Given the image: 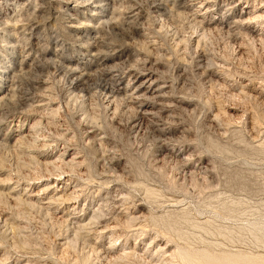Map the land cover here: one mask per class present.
<instances>
[{"label":"rangeland","instance_id":"obj_1","mask_svg":"<svg viewBox=\"0 0 264 264\" xmlns=\"http://www.w3.org/2000/svg\"><path fill=\"white\" fill-rule=\"evenodd\" d=\"M0 70V264H264V0H0Z\"/></svg>","mask_w":264,"mask_h":264},{"label":"bare ground","instance_id":"obj_2","mask_svg":"<svg viewBox=\"0 0 264 264\" xmlns=\"http://www.w3.org/2000/svg\"><path fill=\"white\" fill-rule=\"evenodd\" d=\"M259 17V15H257ZM256 17V16H255ZM251 18V17H250ZM35 47V46H34ZM35 57V56H34ZM37 60V59H35ZM32 61V60H31ZM31 65V64H30ZM3 66V65H2ZM106 66V65H105ZM2 69L4 67H1ZM6 68V67H5ZM73 68V67H72ZM76 67H74L73 69H75ZM102 69V68H101ZM107 69V68H106ZM5 70V69H4ZM72 70V69H71ZM1 71V70H0ZM6 71V70H5ZM8 72V71H7ZM77 73V72H76ZM82 73H79L78 75L81 76ZM4 75V74H3ZM5 76V75H4ZM79 76V77H80ZM136 79L138 81V90L141 92V96L142 97H147V94H149L151 97L148 98H157V101L155 102H148L147 101H140L139 97V107H140V112L142 113L143 116L146 115H151L149 117H152L153 114L156 113L155 107H159L162 108V101H164V94L162 95L163 92V86L161 84H159L158 82V78L157 76L153 73V72H140L138 74L135 75ZM83 77V76H82ZM85 78V76H84ZM135 79V78H134ZM135 84V82H134ZM9 88V87H8ZM135 88V87H134ZM7 90V89H6ZM5 90V91H6ZM10 90V89H9ZM136 90V89H134ZM136 93V92H135ZM132 94V91H131ZM134 94H132L133 96ZM139 96V95H138ZM136 98V95L134 96ZM133 97V98H134ZM142 99V98H141ZM144 99V98H143ZM158 109V108H157ZM158 112V110H157ZM148 118V117H147ZM148 120V119H147ZM62 158V157H61ZM73 158V157H72ZM60 159V158H59ZM53 160V159H52ZM51 161V160H50ZM64 161V160H63ZM53 163V162H52ZM55 163V162H54ZM66 163V162H65ZM70 163V162H69ZM50 164V162H49ZM60 164V163H59ZM62 164V163H61ZM64 164V163H63ZM56 174V173H55ZM54 176V175H53ZM61 176V175H60ZM58 181V178H54L53 183H56ZM45 187V186H44ZM47 187V186H46ZM46 189V188H45ZM47 190V189H46ZM63 196V195H62ZM53 198V197H52ZM52 198H49L50 200ZM62 198V197H61ZM54 201V200H53ZM30 202V201H29ZM31 203V202H30Z\"/></svg>","mask_w":264,"mask_h":264}]
</instances>
